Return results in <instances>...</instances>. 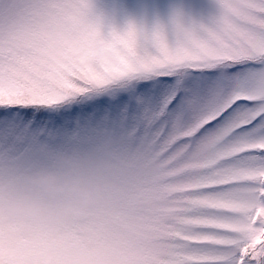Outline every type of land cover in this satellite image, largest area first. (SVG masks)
Listing matches in <instances>:
<instances>
[{"label": "snow or ice", "instance_id": "6c2138e0", "mask_svg": "<svg viewBox=\"0 0 264 264\" xmlns=\"http://www.w3.org/2000/svg\"><path fill=\"white\" fill-rule=\"evenodd\" d=\"M0 264H264V0H0Z\"/></svg>", "mask_w": 264, "mask_h": 264}, {"label": "clouds", "instance_id": "9594fccd", "mask_svg": "<svg viewBox=\"0 0 264 264\" xmlns=\"http://www.w3.org/2000/svg\"><path fill=\"white\" fill-rule=\"evenodd\" d=\"M50 191L87 210L120 193L122 184L121 178L112 172L109 165L86 161L80 170L79 179L67 185L51 187Z\"/></svg>", "mask_w": 264, "mask_h": 264}]
</instances>
